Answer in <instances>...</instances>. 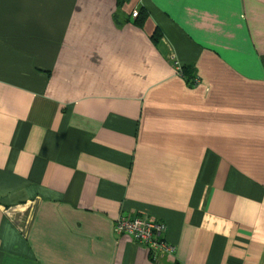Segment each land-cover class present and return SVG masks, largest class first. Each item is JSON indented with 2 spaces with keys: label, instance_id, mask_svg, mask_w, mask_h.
<instances>
[{
  "label": "crops",
  "instance_id": "1",
  "mask_svg": "<svg viewBox=\"0 0 264 264\" xmlns=\"http://www.w3.org/2000/svg\"><path fill=\"white\" fill-rule=\"evenodd\" d=\"M135 215L264 264V0H0V264H157Z\"/></svg>",
  "mask_w": 264,
  "mask_h": 264
},
{
  "label": "built area",
  "instance_id": "2",
  "mask_svg": "<svg viewBox=\"0 0 264 264\" xmlns=\"http://www.w3.org/2000/svg\"><path fill=\"white\" fill-rule=\"evenodd\" d=\"M136 15L137 13L134 12L133 16ZM172 59L174 67L179 70L180 66L174 60V56ZM166 230L165 223L143 215L119 216L114 223L115 234L130 236L137 244L145 248L151 261L157 264L162 257H172L176 250L175 246L165 240Z\"/></svg>",
  "mask_w": 264,
  "mask_h": 264
},
{
  "label": "trees",
  "instance_id": "3",
  "mask_svg": "<svg viewBox=\"0 0 264 264\" xmlns=\"http://www.w3.org/2000/svg\"><path fill=\"white\" fill-rule=\"evenodd\" d=\"M127 1H128V0H117V3H118L119 6H122V5L125 4ZM136 17H137V22H138L139 20L142 22L143 19L145 18V14H143L142 11H139V12H137ZM179 66H180V65H179ZM175 69H176V68H175ZM176 71H177V73L180 74L181 76H183V77H187L186 70H185L184 68H182L181 66L179 67V70H176ZM186 79H187V78H186ZM189 82H190V84H191V82H193V80H192V81L190 80Z\"/></svg>",
  "mask_w": 264,
  "mask_h": 264
},
{
  "label": "rangeland",
  "instance_id": "4",
  "mask_svg": "<svg viewBox=\"0 0 264 264\" xmlns=\"http://www.w3.org/2000/svg\"><path fill=\"white\" fill-rule=\"evenodd\" d=\"M128 2V1H127Z\"/></svg>",
  "mask_w": 264,
  "mask_h": 264
}]
</instances>
